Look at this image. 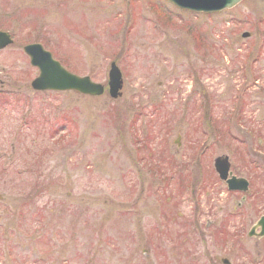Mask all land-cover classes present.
<instances>
[{"label": "rangeland", "instance_id": "1", "mask_svg": "<svg viewBox=\"0 0 264 264\" xmlns=\"http://www.w3.org/2000/svg\"><path fill=\"white\" fill-rule=\"evenodd\" d=\"M0 29L14 38L0 50V264L232 263L264 249L246 237L264 200L236 208L213 167L232 155L261 188L245 163L264 160V0L213 13L0 0ZM29 42L104 85L115 60L122 95L33 90Z\"/></svg>", "mask_w": 264, "mask_h": 264}, {"label": "water", "instance_id": "2", "mask_svg": "<svg viewBox=\"0 0 264 264\" xmlns=\"http://www.w3.org/2000/svg\"><path fill=\"white\" fill-rule=\"evenodd\" d=\"M176 6L191 10L213 12L224 8H230L241 0H169ZM245 35H247L245 33ZM12 42L7 32L0 31V48ZM24 51L29 55L32 65L38 67L39 74L31 85L37 90H74L75 92L87 95H101L104 85L94 82L87 75L79 76L67 71L59 61L52 58L50 52L44 50L40 44L32 43L24 46ZM123 77L116 61H111L107 72V91L112 98L122 95ZM215 167L220 177L227 183L233 182V187L245 189L246 180L236 177L227 179L228 162L226 156L215 159ZM264 222V217L259 223Z\"/></svg>", "mask_w": 264, "mask_h": 264}, {"label": "flooded vegetation", "instance_id": "3", "mask_svg": "<svg viewBox=\"0 0 264 264\" xmlns=\"http://www.w3.org/2000/svg\"><path fill=\"white\" fill-rule=\"evenodd\" d=\"M242 118V116H241ZM260 129V128H259ZM232 136H230V139L232 140ZM235 142V141H233ZM237 144L239 145H247V143L244 141H242L241 139H237L236 140ZM257 143L259 146L261 147H264V139H261V138H258L257 140ZM233 148V146H232ZM248 151V147L246 148ZM252 152L254 153H261V152H264V151H260L258 150V148L252 150ZM264 155V153H262ZM242 155V158L244 159H247V155L245 153H241ZM227 162H228V175H227V179H230L231 177H236V178H241V179H244L246 180V183L245 184V189H241V188H236V187H233V182H231V184L227 183L225 180H221L225 186H226V190L231 193V195L233 194L234 198H233V201H235L238 197L240 198L238 202H236L234 204V206L237 208L239 206H241L242 204H245L246 202L249 201V198L250 199H253V197L257 196V198L259 199V201L261 202L262 199L264 200V160H263V163H260L255 160H250L249 162H246L245 163V167L250 169L252 168V170H258L259 172L262 171V178H261V188H257L255 190L254 186H255V181L254 179L253 180H250L248 178H246L245 176H242V175H238L237 173H235V169H234V165L231 161V157L232 155H227ZM249 156H251L249 154ZM264 158V156H263ZM242 164V160H241V163ZM215 171V169H214ZM253 189V190H251ZM232 196V197H233ZM255 202V201H254ZM256 209L258 208V206H255ZM238 212H241L237 215V217L239 216V218H242L243 217V212L238 210ZM238 212H233V211H230V215H233L234 213H238ZM228 213V215H229ZM233 213V214H232ZM264 217V212H262L257 220L250 226L249 230L246 232V237L251 240V239H254L253 241L256 242L255 245L256 246H259L260 248L262 246H264V222L262 223H259V220ZM233 231H234V227H233ZM232 232V231H231ZM176 255V254H175ZM189 262H191L192 264H194L195 262H199L198 260H189ZM206 264H218L216 262H219L221 264H264V249L258 251L257 255L255 257H250V258H242V259H235L234 262H230L228 258H218L216 256V260L215 259H206L205 261ZM200 264V263H199Z\"/></svg>", "mask_w": 264, "mask_h": 264}]
</instances>
